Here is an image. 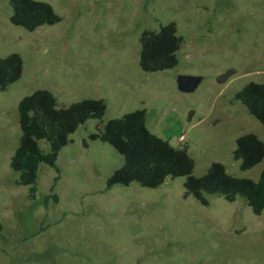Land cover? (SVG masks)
I'll return each mask as SVG.
<instances>
[{
	"label": "rangeland",
	"instance_id": "374dc122",
	"mask_svg": "<svg viewBox=\"0 0 264 264\" xmlns=\"http://www.w3.org/2000/svg\"><path fill=\"white\" fill-rule=\"evenodd\" d=\"M36 1L60 21L27 31L10 23L0 0V58L16 53L23 63L21 78L0 91V264H264V212L255 215L242 198L210 196L203 206L185 195L186 177L154 189L108 187L124 159L90 139L109 120L145 110L152 134L185 145L193 176L220 163L257 181L264 159L241 171L233 151L249 133L264 144V126L234 96L264 84V0ZM168 23L182 39L177 65L144 72L140 37ZM179 75L201 82L182 93ZM37 90L52 93L59 108L101 99L106 111L69 137L55 167L40 165L31 198L10 160L21 138L17 105ZM38 145L49 151L44 140Z\"/></svg>",
	"mask_w": 264,
	"mask_h": 264
},
{
	"label": "trees",
	"instance_id": "16d2710c",
	"mask_svg": "<svg viewBox=\"0 0 264 264\" xmlns=\"http://www.w3.org/2000/svg\"><path fill=\"white\" fill-rule=\"evenodd\" d=\"M11 8L9 21L33 32L44 25L60 21L52 7L36 0H7ZM139 66L144 72H159L177 65L176 53L182 39L176 25L168 23L159 31H145L140 37ZM22 59L12 53L0 58V91H5L21 78ZM247 112L264 126V84L251 82L234 96ZM21 138L10 160V167L19 174L18 184L28 187L32 198L36 192L40 165L55 167L59 152L69 137L89 120H102L104 100H83L67 107H57L56 98L47 90H37L24 97L17 105ZM146 111L136 110L109 120L90 139L112 146L124 159L107 181L108 187L129 186L154 189L167 178L186 177L184 188L203 206L210 196L222 197L227 202L242 198L255 215L264 212V169L259 179L229 175L220 163H212L201 177L193 176L194 162L187 148H175L152 134L146 127ZM44 140L49 151L43 153L38 142ZM233 159L240 162V170L248 171L264 159V144L254 134L236 139Z\"/></svg>",
	"mask_w": 264,
	"mask_h": 264
},
{
	"label": "water",
	"instance_id": "95a60500",
	"mask_svg": "<svg viewBox=\"0 0 264 264\" xmlns=\"http://www.w3.org/2000/svg\"><path fill=\"white\" fill-rule=\"evenodd\" d=\"M233 70H228L224 74L218 77V83H224L227 78L233 74ZM201 82V77L199 76H186V75H179L176 78L177 88L182 93H191L196 90L199 83ZM190 193L186 191L185 195L188 196Z\"/></svg>",
	"mask_w": 264,
	"mask_h": 264
},
{
	"label": "built area",
	"instance_id": "2783aa9c",
	"mask_svg": "<svg viewBox=\"0 0 264 264\" xmlns=\"http://www.w3.org/2000/svg\"><path fill=\"white\" fill-rule=\"evenodd\" d=\"M185 137L184 135H181L178 139L179 143H182L184 141Z\"/></svg>",
	"mask_w": 264,
	"mask_h": 264
}]
</instances>
